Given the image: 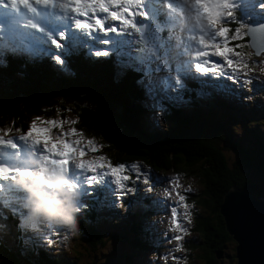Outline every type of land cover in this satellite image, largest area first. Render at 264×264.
<instances>
[{
    "label": "trees",
    "instance_id": "trees-1",
    "mask_svg": "<svg viewBox=\"0 0 264 264\" xmlns=\"http://www.w3.org/2000/svg\"><path fill=\"white\" fill-rule=\"evenodd\" d=\"M228 27L234 30L237 24L230 22ZM66 51L65 71L44 61L47 57L31 59L29 54L7 48L0 52V127L19 130L30 117L53 108L63 116L73 112L75 127L95 137L113 161H144L159 174L174 170L177 175L196 177L200 187H192V198H187L194 226L186 245L196 251L192 258L202 264H218L219 249L232 240L219 213L224 191L236 186L256 197L264 195V136L247 127L248 114L224 101L215 104L203 97L188 101L196 94L195 83L188 79L183 100L166 104L161 120L150 125L151 109L145 106L137 72L122 71L112 56L88 62L80 48ZM238 117L243 121L240 127L250 134L248 141L243 131L237 135ZM225 147L232 149L233 160L226 158ZM151 209L146 203L132 202L126 216L110 227H102L95 209L77 213L78 232L69 238V252L54 242L55 252L48 254L31 242L24 243L11 227L0 237V264H79L76 257L82 250L94 259L92 243L98 236L121 249L117 264H137L140 254L159 244L146 217ZM233 249L225 255L227 264L235 257Z\"/></svg>",
    "mask_w": 264,
    "mask_h": 264
},
{
    "label": "snow or ice",
    "instance_id": "snow-or-ice-1",
    "mask_svg": "<svg viewBox=\"0 0 264 264\" xmlns=\"http://www.w3.org/2000/svg\"><path fill=\"white\" fill-rule=\"evenodd\" d=\"M4 3L5 0H0V4ZM6 4L11 9L23 8L33 13L37 11L36 6L58 8L70 15L74 28L89 37L93 33H101L105 37L116 36L117 40L114 46L111 39H102L99 43L103 47L94 46L91 55L95 57L116 55L117 66L122 71L137 72L140 75L137 83L144 92L145 106L154 113L165 111L166 104L182 101V92L187 90L186 69L182 62L178 68L172 67L170 44L172 36L164 35L166 31L171 32L177 25L178 17L174 9L178 7L179 0H165V5L168 6L167 20L164 23H158L154 32L149 30L146 24L137 22V18L149 19L148 13L143 7L144 0H6ZM253 8L264 13V0H259V2L256 0H193L191 10L194 14V26L192 30L198 29L200 35L189 37L191 41L196 42L198 48L193 56L197 62L194 65L189 64L188 67H194V72L200 76L215 77L217 80L223 78L232 82L231 85L214 84L211 85L212 87L243 92L244 85L252 84L250 73L254 69L249 67V63L243 59L241 52L235 51V48L240 45L229 46V33H231L232 39L244 40L246 37H251L250 41L245 42L256 50L255 54L260 55L264 52V17L255 18V22H253ZM109 18L114 22L111 25L108 24ZM230 22L237 24L234 30L223 26ZM28 23L32 28L39 29L36 23L32 21H28ZM58 35L61 40L65 38L64 32H60ZM123 36H135L138 38L137 43L144 40L147 46L139 49L144 55L134 56L126 51L128 43L120 39ZM49 39L58 50L51 59L58 65L64 66L65 58L59 54L63 45L51 36ZM220 39H223V44L218 42ZM258 40L259 42H257ZM88 42L95 43L94 41ZM185 51L183 43L178 45L176 58L182 61ZM215 57L222 58V60L217 62L213 59ZM253 63L264 64V61ZM166 68L169 72L176 71V77L173 78L170 74L167 76L156 75V73L164 72ZM261 71L264 72V69ZM242 77L244 79H241ZM201 83L205 82L201 81ZM234 85L240 87L235 88ZM66 122L76 123V121L37 118L32 121L29 130L19 137L6 138L10 130H5L6 135L0 136V146L18 149L19 146L16 143V139H18L28 144L33 154H39L45 161L61 170L68 172L69 164H74L77 169L86 174L84 183L90 188L92 185L99 184L105 177L111 178L115 185L114 194L117 205L123 204L125 196L134 193V185L137 181L149 183L147 171L142 170L138 164H132L130 168L125 164L113 165L111 162H107V157L103 155H94L91 160L83 159L86 152L95 153L98 150L93 140L88 139L87 147H85L82 139H71L70 137L83 135L75 128L52 135L53 129H62ZM53 141L56 142V147L52 146ZM16 157L18 160V152ZM14 164L0 162V197L12 190L19 191L13 184V180L24 172L19 166H13ZM178 181V175L168 178L167 186L163 189V197L167 201L172 199L173 193L178 197V201H172L173 205L185 201V196L179 191ZM76 185L80 189V185L78 183ZM186 191H191V187ZM9 200H16L20 203L22 197L9 196L4 201L6 205ZM82 207L85 206L82 205ZM82 207H80V211ZM187 207L185 204V208ZM170 211L171 227L168 231H186L178 220L177 207L172 206ZM23 224L33 229L37 227L36 222H30L25 218ZM163 235L169 242L175 240L177 242L176 250H180L179 242L183 239L182 235L169 236L168 232H164ZM44 239L49 245L52 244L50 237H44ZM163 258L165 261L167 260V256ZM172 259L176 260L177 257L173 256Z\"/></svg>",
    "mask_w": 264,
    "mask_h": 264
},
{
    "label": "rangeland",
    "instance_id": "rangeland-1",
    "mask_svg": "<svg viewBox=\"0 0 264 264\" xmlns=\"http://www.w3.org/2000/svg\"><path fill=\"white\" fill-rule=\"evenodd\" d=\"M229 23L224 24L223 26L228 27ZM219 27V25H218ZM219 43L223 44V39H220L218 41ZM235 45H240V47H236L235 51L241 52L243 59L249 63V67L251 69H254L250 73L252 77V84L250 85H245L248 86L247 88H244L243 92H240V94L237 96L235 99H229L226 102L233 105L236 110L240 113H245L248 114L249 117V124L247 125L248 128L258 130L263 136H264V72L261 70L264 69V66L260 63H253V62H259V61H264V54L260 55H254L252 53V50L246 46V43L244 40L237 39ZM235 45H229V46H235ZM92 50V49H91ZM211 51V50H209ZM144 55V54H143ZM217 62H220L222 58L215 57L213 58ZM182 62V61H181ZM181 62H177L174 64L173 68H178L181 65ZM183 63V62H182ZM184 65V64H183ZM176 72V71H174ZM173 78L176 77V75H172ZM241 79H244L243 77ZM238 87H240L238 85ZM204 89V88H202ZM201 94L203 95V91H201ZM203 98H205L207 101L211 102H216L218 99H221L222 97L219 94H215L213 92H206L203 95ZM58 108V107H55ZM247 109V111H246ZM53 110V111H52ZM57 111V112H56ZM61 110L58 109H51V112L49 111L47 115H44L43 118L47 119L48 117H53L56 116L57 113H59ZM70 111V110H69ZM152 111V110H151ZM55 112V113H52ZM69 114H74L73 112H69ZM153 117L154 120L160 121L159 115L151 113L148 119ZM240 122H238V129H237V135H240L241 132L244 130L240 126H243V121L240 117L237 118ZM35 120V119H34ZM68 121V120H67ZM258 121V124L256 123ZM32 123V122H31ZM235 125V124H233ZM65 126L70 128L68 123H65ZM2 127V126H1ZM0 127V128H1ZM246 128V127H245ZM79 132H82L78 127L76 128ZM61 131H66L64 128H58L57 129V134ZM244 138V140L248 141V137L250 136L249 132L243 131L241 134ZM84 143L87 144L86 141ZM223 152L226 155V158L228 161L233 160L235 157V154L233 153L231 148L225 147L223 148ZM113 165L120 164L118 162H111ZM140 165V164H138ZM142 170H145V162L143 161L142 164L140 165ZM130 168V167H129ZM131 174V173H127ZM164 178L163 181L161 182V186L157 187V189L160 190V197H163V189L164 187L167 186V179L174 176L171 173H164ZM177 176V174L175 175ZM179 176V191L181 192L182 195L185 196V201L183 202H178L177 204L173 205L172 201H178V197L175 195V193L172 194V199L171 200H166L165 205L166 207L163 209V218L161 222V228L164 229V232H168L169 236H173L176 234L182 235L183 239L185 241L183 242V239L179 242L181 245V248L179 251L176 250V241L172 240L169 242L168 240L166 244H164V249L162 251H159V255H163V257L167 256V263L168 264H202L200 260L196 258H192V256L195 254V250H189V247L186 245L188 244V238L191 236V230L193 229L194 226V215L191 214L188 210L189 206L191 205V202L187 200V198L190 199L192 198V195L189 193L190 191H186L189 187L199 188L200 187V182H198L196 177L193 176H187V175H178ZM143 186H146L148 184H145L141 181H139ZM195 191V190H194ZM193 192V191H192ZM155 195V194H154ZM185 204H187V208H185ZM175 206L178 209V220L182 224V226L186 229L184 232H179L177 231H168V229L171 227V221H170V216H171V207ZM196 206L193 205V209H195ZM157 215L153 214L152 217H155ZM159 217V216H158ZM157 217V218H158ZM190 221V222H189ZM21 224H23V219H20L19 221ZM92 225V224H90ZM78 232L77 228L75 227L74 229L71 230V233L67 234V237L64 239L65 243L62 244L66 249L67 252L70 251L72 244H71V237L72 233L76 234ZM93 247L96 249L93 252V258L90 257L87 251L82 250L80 254L77 255V260L79 264H94L95 262L99 264H117V261L121 260L122 257L120 255V248H115L114 242L111 240H106L105 238L103 239L102 236H98L95 241L92 243ZM232 246H236V242L234 240H229V242H226V244L219 249L221 251L220 255L217 254V256L221 259L218 264H223L224 262L228 261V258H223L222 254L227 255L228 253L232 254ZM85 248V245L83 246V249ZM79 250V248L77 249ZM76 250V251H77ZM105 254H104V253ZM86 253L89 255L87 257ZM145 255V253H144ZM175 256L177 257L176 260H173L172 257ZM103 257V258H102ZM120 257V258H119ZM102 258L103 262L100 260ZM149 264H161L158 262V259L156 262L153 261H148ZM123 264V263H121ZM141 264H148L147 261L141 260Z\"/></svg>",
    "mask_w": 264,
    "mask_h": 264
},
{
    "label": "clouds",
    "instance_id": "clouds-1",
    "mask_svg": "<svg viewBox=\"0 0 264 264\" xmlns=\"http://www.w3.org/2000/svg\"><path fill=\"white\" fill-rule=\"evenodd\" d=\"M47 114L50 113H40V115ZM56 116H59L60 118L69 117L75 121L73 115L69 113H66L63 116L59 112ZM71 126L76 129L74 124L71 123ZM83 135L85 137L92 138L96 144L98 143L95 137L87 136L85 134ZM100 151L103 152L102 154L107 157V159L112 160L111 157L102 150L101 145ZM29 163L33 165L41 164L40 161L35 159L29 160ZM145 165L149 168L151 167L148 163H145ZM171 171L175 172L174 170H168L163 173H171ZM14 183L26 193L24 206L27 210V219L42 217L45 221L51 222L55 225L64 226L69 229L75 228V217L77 212L80 210L75 200V197L78 193V187L76 183L68 176L65 170H61L59 167L54 165H47L42 167L39 171H29L26 174L24 173L17 175ZM48 185H51V187H48ZM153 212L154 209H151V211L146 214V217L150 218L151 223L156 222L157 225L161 226V222L155 217H152ZM9 221H4L5 226H2L3 222L0 220V237L3 236L6 228L9 229L13 227L14 229L13 220L10 222ZM109 225H113V223ZM192 232L193 229L191 230V234ZM190 238L191 237H189L187 241H190ZM184 241L185 239H183V242ZM232 247L234 248V246ZM189 250L191 249L189 248ZM233 251H235V249H233ZM144 253L137 257V264H141V260L144 258L146 259V255H144ZM152 254H155V251H153ZM235 261L236 258L233 257V261L230 264H234ZM223 264L227 263L224 262Z\"/></svg>",
    "mask_w": 264,
    "mask_h": 264
},
{
    "label": "water",
    "instance_id": "water-1",
    "mask_svg": "<svg viewBox=\"0 0 264 264\" xmlns=\"http://www.w3.org/2000/svg\"><path fill=\"white\" fill-rule=\"evenodd\" d=\"M219 213L225 230L236 242L234 264H264V195L256 197L236 186L229 187L222 195Z\"/></svg>",
    "mask_w": 264,
    "mask_h": 264
},
{
    "label": "bare ground",
    "instance_id": "bare-ground-1",
    "mask_svg": "<svg viewBox=\"0 0 264 264\" xmlns=\"http://www.w3.org/2000/svg\"><path fill=\"white\" fill-rule=\"evenodd\" d=\"M91 56V55H90ZM221 252V251H220Z\"/></svg>",
    "mask_w": 264,
    "mask_h": 264
}]
</instances>
